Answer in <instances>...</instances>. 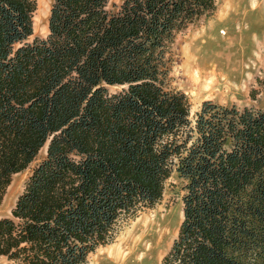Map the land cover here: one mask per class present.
<instances>
[{
  "label": "trees",
  "instance_id": "16d2710c",
  "mask_svg": "<svg viewBox=\"0 0 264 264\" xmlns=\"http://www.w3.org/2000/svg\"><path fill=\"white\" fill-rule=\"evenodd\" d=\"M0 0V218L3 264H88L122 223L182 181L183 220L162 264H264V104L213 101L192 116L171 86L179 33L216 0ZM264 95V68L258 78Z\"/></svg>",
  "mask_w": 264,
  "mask_h": 264
},
{
  "label": "rangeland",
  "instance_id": "374dc122",
  "mask_svg": "<svg viewBox=\"0 0 264 264\" xmlns=\"http://www.w3.org/2000/svg\"><path fill=\"white\" fill-rule=\"evenodd\" d=\"M122 2L112 0L111 7L119 6ZM51 4L52 0H46V8L49 6L47 16L43 12L36 15L37 35L46 36L48 33ZM216 6L214 14L179 33L170 50L173 61L171 86L187 95L192 116L206 101L239 108L264 104L262 93L257 100L251 97L253 90H260L258 78L262 76L264 68V0H216ZM186 56L190 57V65H187ZM197 72L215 75L210 77L218 84L214 94H207L196 85L194 76ZM46 151L47 146L27 170L14 176L1 207L0 218L11 216L32 170L46 156ZM183 195L182 181L174 173L167 182L161 203L122 223L115 240L92 253L88 264H117L104 249L122 240H129L130 246L142 235L146 238L140 251H145L148 244L149 257L146 262H138L137 252L128 264H162L178 237L183 220ZM0 264H3V260H0Z\"/></svg>",
  "mask_w": 264,
  "mask_h": 264
},
{
  "label": "bare ground",
  "instance_id": "6f19581e",
  "mask_svg": "<svg viewBox=\"0 0 264 264\" xmlns=\"http://www.w3.org/2000/svg\"><path fill=\"white\" fill-rule=\"evenodd\" d=\"M38 2H39V11L37 13L41 14L43 12V15L47 16V14H48L47 12H49L48 11L49 6L46 8V0H39ZM36 20H35V22H36V24H38V16H37ZM35 27H36V25H35ZM189 58L187 57V59H186L187 65L191 64V60ZM211 76H215V75H213V74L211 75V74H208L205 72H201L199 74V72H197V75H196V77L194 76V78H195L196 85L200 89H203V91L205 93L212 95V94H214L215 89L217 88L218 84L214 79L210 78ZM138 220H140V219H138ZM136 222H138V221H136ZM145 238L146 237L144 235L136 238L130 246L128 245L129 240H122L121 243H119V244H113L110 247L108 246V248L104 249V251H108L107 255L109 256V258L111 260H113L114 262H116L117 264H128V262L131 260V258L134 255L137 254V252H139L137 254V257H138L137 261L141 262V263L144 261L146 262L147 258L149 257L148 252H147V250H149L148 244L145 246L146 247L145 251H140V249L144 248ZM145 254L147 255V257L146 256L143 257Z\"/></svg>",
  "mask_w": 264,
  "mask_h": 264
},
{
  "label": "water",
  "instance_id": "95a60500",
  "mask_svg": "<svg viewBox=\"0 0 264 264\" xmlns=\"http://www.w3.org/2000/svg\"><path fill=\"white\" fill-rule=\"evenodd\" d=\"M48 146H49V145L47 144V150H48Z\"/></svg>",
  "mask_w": 264,
  "mask_h": 264
}]
</instances>
